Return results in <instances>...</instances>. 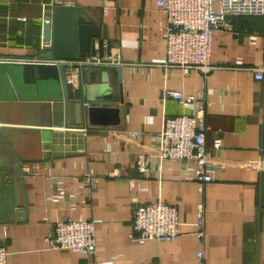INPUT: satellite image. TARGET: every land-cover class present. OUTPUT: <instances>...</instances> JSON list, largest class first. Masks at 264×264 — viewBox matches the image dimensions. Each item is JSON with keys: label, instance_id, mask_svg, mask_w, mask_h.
Wrapping results in <instances>:
<instances>
[{"label": "crops", "instance_id": "crops-1", "mask_svg": "<svg viewBox=\"0 0 264 264\" xmlns=\"http://www.w3.org/2000/svg\"><path fill=\"white\" fill-rule=\"evenodd\" d=\"M55 2L83 7L110 40V57L120 60L112 64L120 79L109 70L120 121L65 136L51 148L46 122H37L32 107V114L23 112L24 101H9L13 113L1 116L21 127L10 132L11 146L24 162L19 208L0 222L7 264H197L200 250L204 264H264V78L253 71L264 65V15L227 17L213 33L215 68L205 75L164 65L166 13L155 0H0V59L36 57L45 12ZM165 89L205 93L206 152L218 164L202 190L194 169L180 160L156 155L150 177L136 171V154L155 150L165 117L191 111L165 97ZM50 102L47 116L57 130L62 105ZM132 131L138 132L133 138L127 134ZM216 137L219 148L213 147ZM86 171L94 184L84 178ZM134 200L175 204L179 234L168 241L130 238ZM199 202L203 239L196 234ZM66 216L93 221L94 253L46 247L44 237Z\"/></svg>", "mask_w": 264, "mask_h": 264}, {"label": "built area", "instance_id": "built-area-1", "mask_svg": "<svg viewBox=\"0 0 264 264\" xmlns=\"http://www.w3.org/2000/svg\"><path fill=\"white\" fill-rule=\"evenodd\" d=\"M156 5L166 13L164 65L178 66L184 72L195 68L207 75L215 65L211 62L210 51L215 30L224 27L227 17L234 15H264V0H155ZM46 44L43 42L41 48ZM0 61H45V59H0ZM53 63L68 62L79 65L103 66L120 64L118 58L110 56H86L78 60L54 59ZM256 79L264 78V65L253 67ZM66 81L77 87V68L66 72ZM164 96L177 100L188 107L189 113L165 117L154 151L138 153L134 163L141 178L151 175L153 158L160 157L180 160L185 166L194 169L198 187L211 181L209 171L218 161L210 162L207 157L205 125V93L200 90L185 94L177 89H165ZM135 137L138 132L127 133ZM221 139H213V147H220ZM84 178L91 184L94 180L89 171ZM132 223L129 237L168 241L179 234V212L175 204L157 200L132 204ZM196 234L204 237L203 204H197ZM48 249H61L80 254H92L96 249L94 223L91 220H76L66 216L56 221L51 232L44 237ZM7 250L0 245V264H7ZM197 264H204V252H197Z\"/></svg>", "mask_w": 264, "mask_h": 264}, {"label": "water", "instance_id": "water-1", "mask_svg": "<svg viewBox=\"0 0 264 264\" xmlns=\"http://www.w3.org/2000/svg\"><path fill=\"white\" fill-rule=\"evenodd\" d=\"M45 13L48 19L42 22V41L46 45L36 52V57L45 61H0V222L11 220L10 216L19 208L16 190L22 188L24 162L11 146L14 136L10 132L21 127L6 123L1 116L3 112L13 113L9 101H24L22 107L25 111L32 114L29 108L32 107L37 122H46L42 126L49 127L46 128L49 133L47 143L51 148L55 143H63L67 139L65 136L74 137L84 129L106 128L120 121V107L114 104L109 83L110 69L115 68L120 79L117 65L51 62L54 59L110 56L111 42L102 36L101 25L83 7L64 2H55ZM70 68H77V87L66 81V72ZM118 89V102L122 103L120 83ZM50 101H58L62 105L56 113L57 118L60 117L55 125L57 130L52 129L54 125L47 116Z\"/></svg>", "mask_w": 264, "mask_h": 264}, {"label": "rangeland", "instance_id": "rangeland-1", "mask_svg": "<svg viewBox=\"0 0 264 264\" xmlns=\"http://www.w3.org/2000/svg\"><path fill=\"white\" fill-rule=\"evenodd\" d=\"M24 107H21V110L23 109ZM22 111H25L24 109Z\"/></svg>", "mask_w": 264, "mask_h": 264}]
</instances>
